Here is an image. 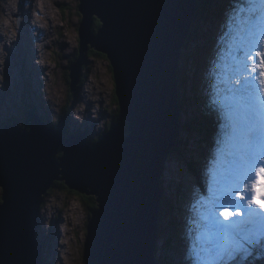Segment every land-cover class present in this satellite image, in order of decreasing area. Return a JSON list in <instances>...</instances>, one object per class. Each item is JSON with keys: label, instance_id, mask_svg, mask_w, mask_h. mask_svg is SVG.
<instances>
[{"label": "water", "instance_id": "95a60500", "mask_svg": "<svg viewBox=\"0 0 264 264\" xmlns=\"http://www.w3.org/2000/svg\"><path fill=\"white\" fill-rule=\"evenodd\" d=\"M79 1L81 52L69 66L70 88L90 48L107 55L121 118L93 143L86 132L65 136L62 118L52 126L30 109L29 129L0 127V264H45L40 207L56 180L95 197L83 242L87 264H160L161 182L182 128L179 60L198 0Z\"/></svg>", "mask_w": 264, "mask_h": 264}, {"label": "rangeland", "instance_id": "374dc122", "mask_svg": "<svg viewBox=\"0 0 264 264\" xmlns=\"http://www.w3.org/2000/svg\"><path fill=\"white\" fill-rule=\"evenodd\" d=\"M232 1L234 6L228 8V0H214L219 8L214 16L208 20L202 18L200 21L195 18L192 28L199 29V38L195 35L187 39L182 58L179 60V67L182 68L185 79L183 84L186 90L185 96L190 102L185 110L180 112L182 128L178 139L183 144L179 151L167 160L162 178L166 185L162 187L166 189L164 200L167 202L160 212V237L156 245L160 264H182L180 258L182 249L189 254H186L187 256L201 257V253L208 255L195 246L196 242L202 243L203 237L205 239L204 227L206 224L214 226L213 216L219 220L217 217L220 215L219 212L224 211L222 204L233 206V202L239 200L236 193L231 191L239 176L241 148L234 133L238 120L236 109L237 118L233 129L224 110L216 113L215 105H213L214 109L212 107L214 115L205 119L207 126H203L205 123L197 127L192 124L199 120L196 118L197 115L200 117L196 105L192 103L195 91L204 92V85L209 81V85L212 84V92L216 93L211 100L212 103L216 99L237 96L240 86L235 84V80L248 76L251 72V69L244 67V55L239 58L240 55L237 54L240 48L238 37L241 35V19L245 12L238 13L236 10L244 6L246 11V0ZM12 2L18 9V0H0V127L12 122L25 126L27 110L32 108L36 109L43 119L52 122L53 126H56L62 118L61 113L67 112L70 119L65 125L67 124L66 128L70 130L71 135L83 130L88 134L90 141L97 140L115 119L117 112L113 104L115 80L110 61L105 58L90 57L86 61V67L89 69L86 82L77 97L69 95L70 85L67 78L70 72L69 62L78 55L80 41L78 33L82 19L78 9L80 1L36 0L33 7L27 5L28 10L32 9V19L36 23L33 24L46 27L48 30L47 39L43 41L39 35L40 30L34 25L29 26L25 21L27 14L16 13L11 16L8 9ZM40 5L45 7H42L45 11L44 16L37 13V7ZM65 6H69L70 9L65 10L64 13ZM9 17H12L11 21ZM38 20L41 22L39 23ZM9 21L11 23L9 31H12L14 39L22 43L20 48L26 50L25 45L31 46V50L27 51L28 55L21 50L18 51L17 44L12 47V51L5 47L2 38ZM253 24L257 27V31H264V6L256 5V18ZM9 31H6L7 36H10ZM211 38L213 41L208 45V39ZM34 46H38V53L33 52ZM93 50L99 53L96 49ZM32 53L34 56L30 57ZM197 59L201 62L198 68L195 62ZM77 60L78 57L72 63ZM35 64L37 71L35 69L30 71V66ZM41 64H48L50 67L42 70ZM223 81L228 82L227 85H224ZM72 107H74L73 111L69 113ZM205 117L200 118L204 120ZM187 124H190V127H186ZM170 168H175L176 171L171 174ZM165 173L166 177H164ZM168 174L174 180L170 181ZM54 186L44 196V205L40 207L37 235L44 247V263L87 264L83 242L86 237V223L90 219L92 209L83 201L79 192L75 193L67 187ZM2 190L0 186V197ZM225 193H228V199L223 198ZM213 206L216 207L217 213L213 211ZM175 227L178 230L177 234L172 230ZM195 228L200 230V236L199 241L193 242L194 240H191L193 237L186 238L188 237L186 235ZM61 229L62 234L59 232ZM183 241L185 242L182 243ZM251 247L253 248L251 256L245 257L238 253L234 259L225 257L222 261L211 262L208 259L201 261L204 264L230 262V264H264V236H261ZM45 255L49 258V262L46 261ZM200 259H193L192 262L188 259V264H196Z\"/></svg>", "mask_w": 264, "mask_h": 264}, {"label": "snow or ice", "instance_id": "6c2138e0", "mask_svg": "<svg viewBox=\"0 0 264 264\" xmlns=\"http://www.w3.org/2000/svg\"><path fill=\"white\" fill-rule=\"evenodd\" d=\"M257 4L264 6V0H246V11L244 6L236 10L245 12L238 37L239 51L245 58L244 67L251 69L248 76L235 80L240 86L239 95L232 100L238 114L234 133L241 148L239 176L231 191L239 200L233 202L234 210L229 204L221 205L223 221L212 218L215 233L208 237L206 247L202 248L210 260L234 259L238 253L251 256V246L264 236V31H257L253 24ZM254 177L260 184L259 191L256 183H252ZM223 198L228 199V193ZM241 205L244 211H241ZM234 217L241 219H231Z\"/></svg>", "mask_w": 264, "mask_h": 264}, {"label": "trees", "instance_id": "16d2710c", "mask_svg": "<svg viewBox=\"0 0 264 264\" xmlns=\"http://www.w3.org/2000/svg\"><path fill=\"white\" fill-rule=\"evenodd\" d=\"M208 1H209V4H208ZM215 3H214V0H198L199 9H198V12H197V15H196L198 21H200L202 18H204L205 20H208L211 16H214V14H216V11H218L217 9H219V8L217 7L218 5L217 6L215 5ZM228 3H229L228 8L234 6L232 0H228ZM220 6L222 7L221 4H220ZM65 7H66V9L63 8L64 13H65V10L70 9L69 6H65ZM223 7L226 8V6H223ZM79 15L82 18V14L80 13V10H79ZM101 25H102V23H101L100 19L98 17H95L94 24H93V30L92 31L94 33H97L98 30H99V28L101 27ZM195 29L193 30V28H192L191 32L189 33V38L188 39L193 38V36H195V35H197V37L199 38L200 31H199L198 28H195ZM211 41H213L212 38L211 39H208L207 44L210 45ZM184 46H186V44ZM92 49L93 48H90L89 52L87 53V60L90 57H94L95 56V57H100L102 59L105 58V59H107V61H109V58H108L107 55H105L103 53H100V52L97 53L95 50L92 51ZM77 52H79V53H77L78 55H76L73 59L71 58V61L69 62L70 64L72 62H74L77 59V57L80 56V52H81L80 49ZM238 54L240 55V58H241V56L243 55V52L238 51ZM195 62H196L197 68H198V66H200L201 62L198 59L195 60ZM85 69H86V72H84ZM111 69H112V67H111ZM181 69L182 68L180 67V69H179L178 82H179V102H180L181 113H182L185 110L186 105L190 102V100H188V98L185 96L186 90H185V88L183 86V84L185 82V79H184L183 74H182L183 73V70H181ZM88 70L89 69L86 67V64H85L84 67H83V72L84 73L83 72L81 73V76L82 77H80L79 85L76 87L77 89L74 90V91L70 88V90H71L70 91V94H69L70 96H75V97L78 96V94L81 91L84 83L87 80L86 78L88 77V73H89ZM69 76H70V72H69V74H67V78H68V81H69V85L71 86V80H70V77ZM223 84H226V83L224 82ZM196 86L194 87V90H195ZM204 88H205L204 92L200 91V93H199V92H196L195 91L194 95L192 96V103L194 105H196L197 111L200 113V117L206 116L204 118V120H202L197 115L196 118L199 119V120H197L198 121L197 123L192 122V124H194V127H197L199 125L204 124L206 118L211 117V116L214 115V113L212 111L213 103H212L211 100L214 99V96H215L216 93L212 92V90H213L212 84L210 86L209 85V81H208V84H205L204 85ZM197 90H200V89L197 88ZM113 104L116 106L117 112H116V115H115V119L112 120L111 124L113 122L119 121L120 118H121V112H120V108H119V102H118V98H117V95H116V84H115V88H114ZM73 108L74 107L71 108V110L69 111V113H71V111H73L72 110ZM60 116L62 118H65L67 121L69 120V115L67 114V112H62ZM49 123H51V122H49ZM24 124H25V126L22 125V124L20 125L22 127V129H29L30 128V121L28 120V111H27V114H26V122ZM111 124L109 125L107 131L110 129ZM218 124L219 123H216L215 125H218ZM222 124L224 125V123H222ZM186 127H190V124H187ZM64 132H65V135H70V130H68L67 128H64ZM90 143H93V142H90ZM177 143L178 144H177L176 148L169 155V157H168L167 160H169V158L172 157L175 152L179 151V148L181 147V144H183V142L181 140H179V139L177 140ZM57 155H62V151H58L57 152ZM161 184H162V187H163L164 182L162 181ZM54 185H55L54 187H63V188H66L67 187V188H69L66 185L65 181L56 180L54 182ZM51 189L52 188H50L48 191H50ZM72 191H75V193H78V191H76V190H72ZM80 193H78V194L81 195L83 201L93 210L95 208V206H96L95 197L93 195H87V194H82V193L80 194ZM0 202H2V196L0 197ZM166 202L167 201H165L163 199V201L161 203V205H162V211H163V205L166 206ZM38 226H39V223H38ZM156 255H157V253H156Z\"/></svg>", "mask_w": 264, "mask_h": 264}, {"label": "bare ground", "instance_id": "6f19581e", "mask_svg": "<svg viewBox=\"0 0 264 264\" xmlns=\"http://www.w3.org/2000/svg\"><path fill=\"white\" fill-rule=\"evenodd\" d=\"M19 2H18V4H17V6H18V9H17V7L16 6H14V4H13V2H12V4H11V6L9 7V12H10V14H11V16H14L16 13H21V14H27V18H25L26 20L25 21H27L28 23H29V26H31L32 27V25H34L33 23H35L34 22V20L32 19L33 18V13H32V9H27V5H30V7H33L35 4H36V0H18ZM56 2V1H55ZM199 5V4H198ZM42 7L43 8H45L43 5L41 6H38L37 7V13H38V15L39 14H41L42 16H44V13H45V11L44 10H42ZM9 19H10V21H11V19H12V17H9ZM10 21L8 22V27L5 29V33H4V36H3V38H2V40L5 42V47L6 48H8L10 51H12V47H14V45L15 44H17V46H19V48H17V50L18 51H22V52H25V54L26 55H28V53H27V51H30L31 50V46L29 45V44H27V45H25V47H26V50L25 49H21L20 48V44L22 45V43L21 42H18L17 41V39H14V36H13V33H12V31L10 30L9 31V27H11V23H10ZM38 22L40 23L41 21L40 20H38ZM36 24V23H35ZM10 25V26H9ZM35 27H37L39 30H40V38H41V40L43 41V40H45V39H47V29H46V27H43V26H39L38 24L37 25H34ZM257 28V27H256ZM6 31H9V35L10 36H7V33H6ZM43 36H46V37H43ZM36 37H38L37 36V34H36ZM9 44V45H8ZM37 48H38V46H34V51L33 52H35V53H38V50H37ZM16 56V55H15ZM31 56H34V53H32V54H30V57ZM38 56V55H37ZM41 66H42V70H45V69H48L50 66L48 65V64H41ZM180 66V65H179ZM40 68V67H39ZM180 68V67H179ZM30 71L31 70H33L34 71V69L37 71V67H36V64L34 65V66H30ZM41 69V68H40ZM39 70V69H38ZM8 71V70H7ZM82 77V76H81ZM43 80V79H42ZM194 84V83H193ZM192 84V85H193ZM88 93V92H87ZM237 93H238V91H237ZM229 95V94H228ZM238 95V94H237ZM232 100H233V97H226V98H221V99H216V101L215 100H213V101H215V102H213V105H215V107H216V113H219L220 111H223L224 110V112H225V116H227V119H228V121H229V124H230V126H231V128L233 127L234 128V125H235V120H236V113H235V108L232 106ZM213 109H214V107H213ZM92 111V110H91ZM180 112H181V109H180ZM210 119V118H209ZM218 119V118H217ZM45 120V119H44ZM180 120H181V116H180ZM220 120H222V118H220ZM223 121V120H222ZM237 121V120H236ZM198 122V121H197ZM208 124H209V122H208ZM203 125V124H202ZM200 126V125H199ZM204 127L205 126H207L206 125V122H205V125H203ZM232 128V129H233ZM179 137H180V135H179ZM169 165V164H168ZM199 166L200 167H202V165L199 163ZM171 169V174H172V172H175L176 171V169L175 168H170ZM167 173V172H166ZM166 173H165V176L164 177H166ZM174 174V173H173ZM203 174H204V172H203ZM205 175V174H204ZM167 177L170 179V181H171V179H173V177L171 176L170 177V174H168L167 175ZM174 180V179H173ZM256 180H257V178H253V180H252V183H255L256 182ZM255 181V182H254ZM166 185L164 184L163 185V187H165ZM206 187V186H205ZM259 188H260V185H257L256 184V190L257 191H259ZM165 191H166V189H164L163 188V199L165 198ZM80 193V192H79ZM47 194V193H46ZM45 194V195H46ZM168 200V199H167ZM196 200V199H195ZM192 201V200H191ZM235 201V200H234ZM197 202V201H196ZM192 203V202H191ZM194 203V202H193ZM194 206V205H193ZM192 206V207H193ZM231 206V205H230ZM198 207V206H197ZM203 208V207H202ZM234 208V207H233ZM213 211L215 212V213H217L218 211L216 210V207H214L213 206ZM169 211V210H168ZM241 211H244V208H243V206H241ZM193 212V211H192ZM219 213H221V212H219ZM218 215V214H217ZM218 218H219V220L220 221H223V216L222 215H219V216H217ZM236 218H238V219H240V217H234V218H231V219H236ZM206 222V221H205ZM204 222V223H205ZM203 223V222H202ZM201 223V225L202 226H205L204 224H202ZM207 223V222H206ZM188 226H190V225H188ZM210 228H212V230L210 229ZM177 228L175 227V229H172L176 234L178 233V230H176ZM159 230H160V227H159ZM188 230V229H187ZM194 230V229H193ZM59 232L62 234L63 233V231H62V229H61V231L59 230ZM160 232V231H159ZM190 233L188 234V235H186V236H188V237H186V238H192L191 240H194L193 242H195V241H199V236H200V234H199V232H200V230L198 229V228H195V230L194 231H192V229H191V231H189ZM204 232L206 233V236H205V239H204V237H203V241H202V243L201 244H199L198 242H196V243H198V244H196L195 243V246L197 247V248H199V250L200 251H202V248H204V247H206V239H208V237L209 236H211V235H214V233H215V227L214 226H208L207 224H206V226L204 227ZM203 232V233H204ZM59 234V233H58ZM201 238V237H200ZM182 239V238H181ZM185 239V238H184ZM185 241H183L182 243H184ZM164 244V243H163ZM177 249H178V247H177ZM157 253V252H156ZM187 253H185V251L182 249V252H181V255H180V258H181V261H182V264H188V259H189V261H193V259H197V256L198 255H196L195 257H192V256H187V255H189V254H187ZM195 255V252L193 253V256ZM158 256V254L156 255V258L158 259V260H160L159 259V257H157ZM201 258L202 259H200V264H204L203 262L204 261H206L207 259L208 260H210L209 259V254L208 255H206V254H203V253H201ZM44 257H46L47 258V256L45 255ZM190 257V258H189ZM49 258H47L46 259V261H48L49 262V260H48ZM203 262H202V261ZM163 261V260H162ZM211 262H212V260H210ZM219 261V260H218ZM199 262L197 261V263L196 264H199ZM46 263V262H45ZM231 263V262H230ZM230 263H228V264H230ZM192 264V263H191Z\"/></svg>", "mask_w": 264, "mask_h": 264}, {"label": "clouds", "instance_id": "9594fccd", "mask_svg": "<svg viewBox=\"0 0 264 264\" xmlns=\"http://www.w3.org/2000/svg\"><path fill=\"white\" fill-rule=\"evenodd\" d=\"M63 120H64V122L66 123L67 122V120L65 119V118H62ZM69 119H70V116H69ZM69 121V120H68ZM52 123V122H51ZM54 124L52 123V126H53ZM67 125V124H66ZM66 125H64V128H65V126ZM82 132H84V131H82ZM88 135V134H87ZM65 136H70V135H65ZM101 137V136H100ZM89 139V138H88ZM95 141H97V140H95ZM95 141H90L89 140V142H95Z\"/></svg>", "mask_w": 264, "mask_h": 264}, {"label": "flooded vegetation", "instance_id": "af4514ba", "mask_svg": "<svg viewBox=\"0 0 264 264\" xmlns=\"http://www.w3.org/2000/svg\"><path fill=\"white\" fill-rule=\"evenodd\" d=\"M78 85H79V84H78ZM78 85H77V86H78ZM72 126H73V128H74V125H72ZM51 188H52V187H51Z\"/></svg>", "mask_w": 264, "mask_h": 264}]
</instances>
